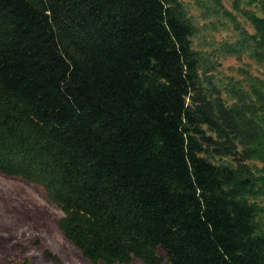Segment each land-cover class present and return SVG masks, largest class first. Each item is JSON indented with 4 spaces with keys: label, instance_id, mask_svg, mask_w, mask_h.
<instances>
[{
    "label": "trees",
    "instance_id": "obj_1",
    "mask_svg": "<svg viewBox=\"0 0 264 264\" xmlns=\"http://www.w3.org/2000/svg\"><path fill=\"white\" fill-rule=\"evenodd\" d=\"M211 2L264 69V0ZM197 27L183 0H0V173L94 264H264V77L223 85Z\"/></svg>",
    "mask_w": 264,
    "mask_h": 264
},
{
    "label": "rangeland",
    "instance_id": "obj_2",
    "mask_svg": "<svg viewBox=\"0 0 264 264\" xmlns=\"http://www.w3.org/2000/svg\"><path fill=\"white\" fill-rule=\"evenodd\" d=\"M183 1L198 26L194 46L216 60V76L223 85L236 80L246 83V72L264 77V69L247 55L237 58L226 51V42H232L237 31L223 12L214 10L211 0ZM232 1L222 0V3L229 11L237 13ZM237 17L249 32L254 31L248 21L240 15ZM252 165L264 168L259 161ZM62 216V211L42 189L21 178L0 173V264H25V261L30 264H94L65 237L58 224ZM130 264L143 263L134 260Z\"/></svg>",
    "mask_w": 264,
    "mask_h": 264
}]
</instances>
